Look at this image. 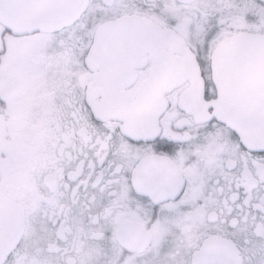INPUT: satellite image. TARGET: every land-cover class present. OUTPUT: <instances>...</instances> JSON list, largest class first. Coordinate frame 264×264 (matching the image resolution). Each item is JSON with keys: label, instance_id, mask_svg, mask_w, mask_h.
<instances>
[{"label": "snow or ice", "instance_id": "obj_1", "mask_svg": "<svg viewBox=\"0 0 264 264\" xmlns=\"http://www.w3.org/2000/svg\"><path fill=\"white\" fill-rule=\"evenodd\" d=\"M0 264H264V0H0Z\"/></svg>", "mask_w": 264, "mask_h": 264}]
</instances>
